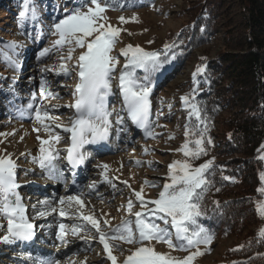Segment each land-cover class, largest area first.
<instances>
[{"label": "rangeland", "instance_id": "1", "mask_svg": "<svg viewBox=\"0 0 264 264\" xmlns=\"http://www.w3.org/2000/svg\"><path fill=\"white\" fill-rule=\"evenodd\" d=\"M200 1L138 0L123 3L120 0H99L101 6L106 7L104 20L100 22L121 29L119 42L110 53L118 60L110 77L111 94L106 97V108L111 113V127L108 139L103 145L98 144L97 151L88 146L81 147L80 152L87 159V170L84 182L79 183L83 189L72 193L67 187L57 183L61 181L58 176L59 164L63 163L61 156L68 145L69 134L71 140V133L63 129L71 127L72 122L77 119V115L73 113V106L77 101L74 93L80 83L77 63L78 57L86 48H75L71 59H68L72 45L66 44L62 48L55 46L58 36L54 34V25L73 11L86 12L93 5L90 0H29L27 14L21 19L20 14L25 11L24 0H0V91L4 90L6 96L9 91L19 88L17 94L6 103L5 98L0 100V158L10 157L16 165L15 179L19 187L15 192L21 196L26 219L32 217L45 231L43 237L49 248L47 264H112L103 245L99 243L96 230L80 217L93 216L100 221L101 228L106 233L120 227L123 221L134 222V214L141 211L134 191L143 188L142 195L145 200L157 199L163 185L170 183L169 165L187 159L179 149L185 143V122L190 107H186L181 98L191 97L196 65L201 60L211 59L220 50L218 43L213 42L193 50L188 61L176 71L171 68V60L156 72L155 80L149 83L142 78V69L135 70L138 81L148 84L152 89L149 96V123L155 138L147 137L145 131L137 127L129 116L119 80L127 61L120 52L126 46L132 45L148 52L162 53L160 49L165 40L180 33L189 21L187 7ZM33 10L35 16L32 15ZM120 17H124L127 22H121ZM45 50H48L47 54L42 56L41 53ZM65 67L67 73L64 71ZM23 73H26L22 77L23 83L15 86L16 76ZM42 83L51 96H41ZM27 104L33 105V108H28ZM12 105L20 106L21 109H15ZM24 107L26 111L29 110L30 116L20 120L18 114ZM37 108L55 118L45 121L51 127L50 133L45 132L43 125L36 121ZM118 118L122 123H116ZM56 135L60 137L59 142H52L44 147L54 150L57 158L50 167L42 168L38 162L42 155L41 140H49L50 136ZM85 145L89 143L85 142ZM96 146L93 145V148ZM204 147L206 148L205 144ZM145 149L149 150L147 154ZM262 157L264 152L261 159ZM207 161H213L211 155H208L206 161L192 165L198 167ZM262 161L263 172L260 175L261 185L258 191L264 188V180L261 179L264 175V159ZM145 181L157 186H147ZM27 192H30L29 195H26ZM259 192L262 196L253 202L259 222L248 230L260 233L264 229V216L257 209L264 204V193ZM68 196H78L83 201V207L75 202H71V206L67 203L61 205L59 201ZM9 198L13 201L15 199L14 196ZM130 199L134 201L132 214L128 211ZM53 208L55 211H52ZM62 209L65 213L63 216L60 215ZM42 211L46 215L40 217L39 213ZM2 214L0 213V264H24L19 259L12 258L15 253L8 255L6 244L9 242L3 241V237L8 235L5 232L8 220ZM104 221L108 223L104 224ZM156 222L173 232L174 243H185L176 241L171 224L165 225L159 220ZM61 223L65 225L64 242L60 239ZM73 225L83 226L78 235L72 234ZM208 233L213 237L212 243L207 249L200 245L203 255L196 256L192 264L225 263L226 257L239 246L246 231L238 234L220 229L209 230ZM112 243L119 246V250L112 252L116 257V264H125L127 257L140 247H150L157 254H167L179 260L190 255L189 251L170 250L166 244L154 240L145 241L142 245L119 240ZM65 248L67 250L63 254L67 252L66 255L58 258L56 262L57 257L53 256ZM190 251L195 252L196 249Z\"/></svg>", "mask_w": 264, "mask_h": 264}, {"label": "snow or ice", "instance_id": "2", "mask_svg": "<svg viewBox=\"0 0 264 264\" xmlns=\"http://www.w3.org/2000/svg\"><path fill=\"white\" fill-rule=\"evenodd\" d=\"M91 7H88L86 12L75 10L66 18L54 25L55 35L58 39L55 41V46L62 48L64 45H72L69 48L68 59H71L72 52L75 48H86L78 57L77 67L79 68L80 83L76 86L77 95L76 104L73 106L77 112V119L72 122V126L63 130L71 133V148L68 150L70 163L74 166L84 162V155L79 152V148L85 142L99 143L107 138L108 131L111 127L109 119L111 113L106 108V97L111 94L110 77L115 70V64L118 60L111 56L110 53L114 49L116 43L119 42L121 29L114 28L100 21L104 20L103 13L106 7L101 6L99 0H90ZM25 11H22L20 16L23 19L29 8V0H24ZM35 16V11H32ZM121 22L125 21L124 17L119 18ZM135 19V18H133ZM89 37H94L89 40ZM175 47V43L165 45L164 59H161V53L148 52L139 46H126L121 50L120 55L126 58L124 70L121 71L120 90L124 98L125 106L127 107L129 116L137 127L143 129L147 137L155 138L151 131L149 123L151 87L148 84L140 83L135 76L136 69L147 71H158L162 69L165 63L171 62L175 55L169 57L167 55ZM48 50H45L41 55H46ZM67 73V68H64ZM204 68L197 69V74H202ZM195 79V78H194ZM195 91V90H194ZM51 93L46 91L44 84L41 85V96H51ZM186 107H190V117L195 118L204 123L200 115L199 108L190 103L189 97L181 98ZM31 108L32 105L30 104ZM35 119L43 125L45 132H51V127L45 121L55 119L49 117L47 112H42L39 108L35 109ZM117 124L122 123L121 119H117ZM60 127V125H57ZM39 131V129H34ZM207 126L203 128H192L185 126V143L179 149L183 156L187 159L184 161H175L169 165L170 183L163 185V190L159 193L157 199L145 200L141 188L140 191H134L136 201L139 202L141 211L136 212L135 221H123L121 226L113 229L111 233H106L102 230L100 221L91 215L80 217L84 221L91 224L92 228L98 234L99 243L103 245L104 251L107 253V258L116 264V257L113 256V250H119V246L115 242L117 240L125 243L143 244L145 241H156L164 243L170 250L174 251H189L190 255L183 260L171 257L167 254H157L153 248L140 247L132 255L128 256L125 264H192L196 256L203 255L200 251V245L205 248L212 243V235L198 223V218L205 215L201 208L200 201L203 199V194L207 191V185L210 181L206 177V173L211 167L212 161H207L204 164L193 167L191 161L199 159L202 155H207L205 144V134ZM39 139V137H37ZM173 139L174 137H169ZM59 135L50 136L49 140H41V157L38 162L42 168L50 167L52 161L57 158V154L51 148H46L44 145H50L52 142L58 143ZM210 144L211 140L208 139ZM193 145V147H190ZM145 149V153H148ZM264 159V157H262ZM34 162L35 158H34ZM139 164V162H137ZM151 166V163H149ZM107 166H105L106 168ZM16 165L10 157L0 158V213H3L8 220V235L3 237L4 242H11L12 239L28 241L34 235L35 225L29 222L25 216V208L21 203V198L15 189L19 187L16 183ZM229 179L228 177H224ZM264 180V175L261 177ZM126 183V182H125ZM145 185L156 187L155 184H149L145 181ZM130 187V186H129ZM264 193V188L259 189ZM14 196V201L9 197ZM71 202H75L81 208L83 201L78 196H68L62 198L59 203L71 206ZM134 201H128V211L132 214ZM258 212L264 216V204L258 206ZM52 211H55L53 208ZM45 212H40L39 216H45ZM60 215H65L63 209ZM163 221L165 225L171 224L174 229L176 241L185 243H174L173 232L167 227H161L156 221ZM108 221H104L107 224ZM134 223V227H133ZM60 239L64 242L65 225L60 224ZM82 225H73L72 234L78 235L82 230ZM261 238H264V229L259 233ZM195 248V252L190 250Z\"/></svg>", "mask_w": 264, "mask_h": 264}, {"label": "trees", "instance_id": "3", "mask_svg": "<svg viewBox=\"0 0 264 264\" xmlns=\"http://www.w3.org/2000/svg\"><path fill=\"white\" fill-rule=\"evenodd\" d=\"M187 11L189 21L165 40L161 59L165 45L175 43L167 55H175L171 68L176 71L193 50L213 42L220 47L211 59L197 63L192 83L190 103L199 108L204 123L190 117L191 108L185 122L208 129L207 155L191 163L206 161L208 155L213 159L206 173L210 184L200 201L205 215L198 223L207 231H246L223 264H264V238L248 230L259 222L253 202L262 196L258 188L264 152V0H201ZM200 67L204 72L197 74ZM142 72L147 83L155 80L157 71Z\"/></svg>", "mask_w": 264, "mask_h": 264}, {"label": "bare ground", "instance_id": "4", "mask_svg": "<svg viewBox=\"0 0 264 264\" xmlns=\"http://www.w3.org/2000/svg\"><path fill=\"white\" fill-rule=\"evenodd\" d=\"M24 109H25V107H24ZM24 109H22V110L19 111V114H18V115H19V118H18V119H20V120H21L22 118H23V119H26L27 117L30 116V113H29L28 111H26V109H25V110H24ZM19 126L23 127V125H19ZM106 140H107V139H106ZM88 143H89V142H88ZM53 161H54V160H53ZM84 161H86V160L84 159ZM61 165H62V164H61ZM86 166H87V163H86ZM62 180L65 181V179H61V183H62ZM63 187L66 188V187H67L66 184L63 185ZM67 189L69 190V188H67ZM15 190H16V189H15ZM70 191H71V190H70ZM34 224L37 225V224H36V221H34ZM5 232L8 234V231H7V230H6ZM12 240H13V239H12ZM42 247H43V246H42ZM66 250H67V248L62 249L60 252H58V253H59V257H58V258H62V257H64V256L66 255L67 252H66L65 254H63V252L66 251ZM8 253H11V251L8 252ZM46 254H47V253H45L44 255H42V258H43L44 256H47ZM62 263H63V262H62Z\"/></svg>", "mask_w": 264, "mask_h": 264}]
</instances>
